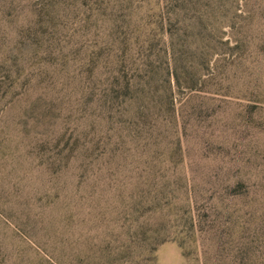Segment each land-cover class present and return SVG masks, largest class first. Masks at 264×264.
I'll use <instances>...</instances> for the list:
<instances>
[{"label":"rangeland","instance_id":"obj_1","mask_svg":"<svg viewBox=\"0 0 264 264\" xmlns=\"http://www.w3.org/2000/svg\"><path fill=\"white\" fill-rule=\"evenodd\" d=\"M0 264H264V0H0Z\"/></svg>","mask_w":264,"mask_h":264}]
</instances>
